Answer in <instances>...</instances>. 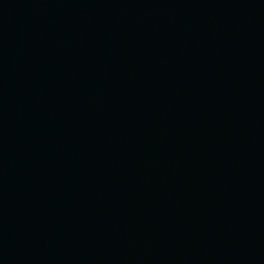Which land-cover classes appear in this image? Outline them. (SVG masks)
I'll return each instance as SVG.
<instances>
[{"label":"water","instance_id":"95a60500","mask_svg":"<svg viewBox=\"0 0 264 264\" xmlns=\"http://www.w3.org/2000/svg\"><path fill=\"white\" fill-rule=\"evenodd\" d=\"M0 264H264V0H0Z\"/></svg>","mask_w":264,"mask_h":264}]
</instances>
